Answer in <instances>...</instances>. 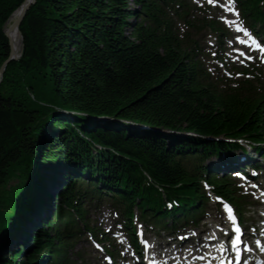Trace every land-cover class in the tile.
<instances>
[{
	"label": "trees",
	"instance_id": "16d2710c",
	"mask_svg": "<svg viewBox=\"0 0 264 264\" xmlns=\"http://www.w3.org/2000/svg\"><path fill=\"white\" fill-rule=\"evenodd\" d=\"M23 1L0 0V67L10 52L2 27ZM261 1L237 0L252 24L264 22ZM131 2L136 9L129 0H37L19 27L22 54L0 82L2 247L17 233L29 238L40 186L56 183L42 170L66 178L25 264L38 255L77 264L70 251L83 230L93 234L85 206L94 201L123 210L128 225L134 207L146 221L193 220L208 200L202 163L239 148L221 139L264 143V94L250 81L219 87L195 57L193 32L218 31L215 22L192 16L185 0ZM208 184L240 208L226 180ZM19 247L0 264H15Z\"/></svg>",
	"mask_w": 264,
	"mask_h": 264
},
{
	"label": "rangeland",
	"instance_id": "374dc122",
	"mask_svg": "<svg viewBox=\"0 0 264 264\" xmlns=\"http://www.w3.org/2000/svg\"><path fill=\"white\" fill-rule=\"evenodd\" d=\"M129 5L131 8H135V6L133 5V3L131 2V0H129ZM208 14H213V10H211L210 13ZM135 20H133L132 22H134ZM130 33V30H126V34L128 35ZM229 45L227 43V45H225V48H227ZM216 48H213V50L210 52H215ZM213 54H212V58L211 55L209 54V57H205L204 58V63L207 67H209L210 69L212 68V65H215V61L213 58ZM240 66L239 64L233 65V67H238ZM220 68V66H216ZM217 68V70H219ZM241 69H236V72L240 71ZM222 71L224 72V68H222ZM221 72V70H220ZM221 72V73H223ZM236 78V77H234ZM251 155L253 156V154L251 153ZM256 162H260L263 161L264 157L259 156L258 154L254 156ZM87 182V181H86ZM14 183H16L15 180H13L12 182H10V185H14ZM209 208L210 211L209 213H207L205 215V221H204V225L202 226L203 229H207L208 227H212L214 228L215 226H217L219 224V222H222L223 220V216L220 213V210L218 208H216V206L213 203L209 204ZM110 213V208L106 206H102L101 208H97V210L95 209V207H91L90 211H89V219H90V223L91 225H94L95 227H97L99 229V232H106V230H108L110 228V226L115 223V221L117 220L115 215H112V213L110 214V219L111 221L108 219V214ZM244 220L246 221V225L249 226L250 224L257 222L258 221V214L257 213H248L247 210H245V214H244ZM249 219V220H248ZM114 229H116V227L114 226ZM159 227L156 228V230L154 231H150L149 229H146V234L147 235H151V234H155V236H158L159 238H162V232L159 231ZM110 236H108L109 238ZM160 242H163L162 239L159 240ZM164 241H168V239L164 238ZM82 242V240H80L77 244V248L80 249L79 244ZM182 242V241H181ZM85 243V242H83ZM87 253H88V257L90 259V261L92 262V264H104L102 262L103 258L101 257L102 254L100 252H96L93 248L90 247V244L86 245ZM23 256V254H22Z\"/></svg>",
	"mask_w": 264,
	"mask_h": 264
},
{
	"label": "water",
	"instance_id": "95a60500",
	"mask_svg": "<svg viewBox=\"0 0 264 264\" xmlns=\"http://www.w3.org/2000/svg\"><path fill=\"white\" fill-rule=\"evenodd\" d=\"M36 1L37 0H24L22 2V4L9 16V18L7 19V21L4 23V25L2 27L3 33L8 39L10 52H9L8 58L3 62V64L0 67V82L2 80V75L4 73V70L7 66V64L12 62V61L18 60L22 54V49H23L22 40L23 39H22V34L19 30V27H20L23 19L25 18L27 11L36 3ZM13 17H15L14 21L12 22L11 25H9L7 27L8 23L13 19ZM12 29L16 30L18 33V40H19L18 52H16L12 47V40H11L10 34H9V32Z\"/></svg>",
	"mask_w": 264,
	"mask_h": 264
},
{
	"label": "bare ground",
	"instance_id": "6f19581e",
	"mask_svg": "<svg viewBox=\"0 0 264 264\" xmlns=\"http://www.w3.org/2000/svg\"><path fill=\"white\" fill-rule=\"evenodd\" d=\"M14 19H15V17H13V19L8 23L7 27L12 24ZM9 34H10V38L12 40V47L16 52H18V49H19L18 33L16 30L12 29L9 32ZM207 245H208V243L206 241H204V239H199L198 242L196 243L194 249L192 251H187V252H191V253L199 252L201 250H204Z\"/></svg>",
	"mask_w": 264,
	"mask_h": 264
},
{
	"label": "snow or ice",
	"instance_id": "6c2138e0",
	"mask_svg": "<svg viewBox=\"0 0 264 264\" xmlns=\"http://www.w3.org/2000/svg\"><path fill=\"white\" fill-rule=\"evenodd\" d=\"M213 2H214V0H209V3H213ZM228 3H229V4H234V0H228ZM231 11H233V12L235 13L234 8H232ZM237 15H238V14H237ZM243 31L245 32L246 35H249V33L247 32V29H243ZM252 43L256 46V48H258V49L260 50L262 56H264V47H261V45L258 44L255 40H253ZM249 58H251V57H249ZM238 75H239V73H238ZM234 231L239 232V231H240L239 227H236V228L234 229ZM184 238H185V237H181V239H184ZM229 239H231V237H229ZM238 243H239V239L232 240V246H233V247H236V245H237ZM245 250H246V249H245ZM237 254H238V253H237Z\"/></svg>",
	"mask_w": 264,
	"mask_h": 264
}]
</instances>
